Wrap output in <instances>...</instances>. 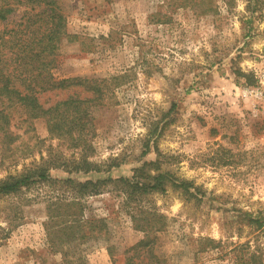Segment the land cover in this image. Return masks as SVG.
Returning a JSON list of instances; mask_svg holds the SVG:
<instances>
[{
  "label": "rangeland",
  "instance_id": "obj_1",
  "mask_svg": "<svg viewBox=\"0 0 264 264\" xmlns=\"http://www.w3.org/2000/svg\"><path fill=\"white\" fill-rule=\"evenodd\" d=\"M57 1L65 35L55 42L52 75L122 81L109 103L93 107L85 158L101 170L49 168L48 177L130 179L159 155V169L190 182L192 194L167 184L130 196L107 181L73 202L68 183L22 186L0 196V264H122L139 241L166 264H264V0H250V22L246 0H211L214 12L202 14L188 0ZM10 6L0 19L4 37L34 12ZM47 94L46 104L65 95ZM9 126L10 136L0 135V178L41 156L78 155L43 117L18 109ZM155 214L154 227L142 229V217ZM70 218L89 222L74 223L73 233L61 223Z\"/></svg>",
  "mask_w": 264,
  "mask_h": 264
},
{
  "label": "trees",
  "instance_id": "obj_2",
  "mask_svg": "<svg viewBox=\"0 0 264 264\" xmlns=\"http://www.w3.org/2000/svg\"><path fill=\"white\" fill-rule=\"evenodd\" d=\"M188 1V5L194 7V10L198 7L196 11L199 14L215 10L211 0ZM57 2V0H0V19H5L6 14L14 9L10 5L21 3L31 10L34 9V12L26 11L20 16L23 18L28 14L24 20L16 22V27L11 29L12 32L8 36L0 35V135L10 136V120L13 111L19 109L26 113L28 118H45L48 131L67 141L68 146L73 150L72 154L78 155L72 159L41 156L37 164L25 166L15 174L0 178V196L15 194L22 189V186H29L39 180L70 184L74 193L70 200L73 202L75 198L79 201L83 196L100 193L101 185L107 181L121 182V191L130 196L135 191L146 193L152 189L165 190L167 184L181 188L184 194H192L189 190L190 182L179 178L175 183L168 178L170 173L168 170L159 169L161 158L159 155L155 160L144 161L135 168L130 179L119 177L113 180L107 177L76 181L70 177L65 179L48 177L46 170L49 168L83 172L101 170L102 164L85 158V152L91 148L90 131L95 118L93 107L109 103L107 99L112 86H117L120 84L119 81H122L121 76L107 78L73 76L57 79L52 75L55 42L65 35L60 27L63 16ZM249 5L253 3L246 0V9L249 10L245 15L246 22H250L249 19L255 13L254 7ZM247 81L248 84L253 83L249 77ZM56 90L64 91L65 95L46 104L49 100L47 93ZM79 90L86 91L88 95L82 96ZM44 96L46 99L41 101L40 99ZM150 168H153L155 173L150 174ZM152 216V218L142 217L144 221L140 226L142 229L154 227L158 215ZM87 222L89 221L76 218H70L68 222L61 221L63 227H69L73 233L75 231L71 228ZM74 223L76 225H73ZM90 229L91 233L95 230L92 226ZM99 230L98 228L96 232ZM80 231L77 228V232ZM67 235L71 237V234L67 233ZM78 237L84 238L86 235L81 232ZM152 247L149 242H136L126 250L131 253L125 257L122 264H166L164 258L154 254Z\"/></svg>",
  "mask_w": 264,
  "mask_h": 264
}]
</instances>
